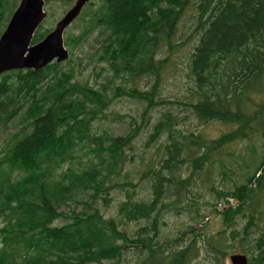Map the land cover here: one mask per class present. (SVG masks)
<instances>
[{"label":"trees","instance_id":"16d2710c","mask_svg":"<svg viewBox=\"0 0 264 264\" xmlns=\"http://www.w3.org/2000/svg\"><path fill=\"white\" fill-rule=\"evenodd\" d=\"M18 1L0 0V36ZM45 1L47 6L56 1L71 6L75 0ZM97 1L89 3L90 10L82 14L84 31L74 43L83 48L96 36L93 46L99 50L95 57L101 54L99 62L109 64L112 77L133 84L131 98L145 105L141 123L133 124L125 136H115L107 128L93 133L95 120H101L107 108L104 92L114 84L113 79H108L102 90H95L88 85L72 84L74 72L55 64L39 72L19 71L2 76L0 132L12 130L8 127L14 123L16 126L18 121L25 126L19 131L20 138L0 152L5 155L0 163V219L6 222L0 230L4 243L0 264H123V255L133 246L141 251L140 258L145 253L149 255L152 264H192L200 249L206 247L214 258L213 264H225L229 250L238 242L246 245L239 253L250 263L264 264V157L246 182L228 191L237 205L218 213L223 216L224 226L231 229L229 236L224 229L216 236H207L199 229L187 242L179 236L176 242L182 244L171 251L167 245L174 237L171 242L158 241V247L150 245L153 239L147 238L146 231L150 227L156 234L158 213L165 207L164 183L176 182L166 179L163 172H173L179 167L182 161L178 158L186 147L176 137L203 148L200 156L192 152L187 155L193 159L195 169L203 165L208 150L199 132L196 136L191 133L185 137L180 132L176 135L180 121L171 113L162 115L145 146L169 134L170 144L159 161L162 171L143 173L155 179L151 199L121 202L117 220L103 218L87 202L97 199L104 181L122 174L125 156L133 150L152 113L172 104L159 96L169 57L159 61L157 57L161 51L173 53L179 23L191 5V0ZM194 21L193 36L181 43L182 46L187 42L189 46L183 61L194 86L192 101L183 107L201 124L218 122L231 126L221 138L222 145L228 144L244 131H252L255 122L264 125V104L256 105L250 97L252 92L264 90V0H198ZM48 32L39 33L36 41ZM100 72L98 76L103 77ZM142 76L153 78L150 91L136 90V79ZM121 91L120 87L118 93ZM248 106L254 110L250 112ZM259 132L264 137V130ZM77 149H90L99 166L79 173L68 166L64 172L62 164L71 165ZM57 170L63 174L56 182ZM186 181L179 180L178 187ZM126 183L115 184L114 190L137 188L132 181ZM88 192L91 195L83 197ZM125 192L130 194L129 190ZM63 206L72 212L64 213ZM196 213L195 216L203 218ZM62 215L70 222L54 227L53 223ZM130 223L138 225L137 234H130L127 229ZM197 237L203 238V245L197 244ZM142 239L147 242L143 249L139 247Z\"/></svg>","mask_w":264,"mask_h":264},{"label":"rangeland","instance_id":"374dc122","mask_svg":"<svg viewBox=\"0 0 264 264\" xmlns=\"http://www.w3.org/2000/svg\"><path fill=\"white\" fill-rule=\"evenodd\" d=\"M97 2V0H94V3ZM197 3L198 0H191V5H189L181 18L177 37L173 41V46L175 47L173 53L170 50H165L161 51L157 57L158 61L169 57L167 68L162 74L163 90L159 96L160 99L169 100L172 104L162 106L152 113L149 121L147 120L146 127L143 130L141 129L142 131L134 144L133 150L129 151L127 156H125V160L123 161L125 164L124 171L122 174L119 177L112 176L107 181H104L105 186L98 194L97 199L93 201L87 200L92 206V209H98L100 211V215L103 218H114L116 220L118 219L117 211L121 202L129 199L134 202L149 201L152 197L151 186L155 184V179L153 175L149 174L146 176L143 173H148V171L151 172L153 170H157L158 172L162 171V166L159 161L163 158L165 149L170 144V141L169 134L165 133L156 142L150 143V145L148 144L149 146L145 147L148 142V137L151 135L153 127L161 119L163 114L171 113L178 117L180 123L176 126L174 133L178 135L180 132L181 135L187 137L191 133H194V136H196L199 132L203 140L204 148L208 150H206L203 165L200 167L199 164L200 168L195 169L193 159L187 155L192 152L194 156H200L204 153V151L202 153L200 150L203 148L198 144L188 145L184 138L181 136L176 137L177 141L185 143L186 145L184 154L178 158L182 162L177 169L173 167V172H163L166 179H174L176 182L174 185L164 183V196L162 200L165 207L158 213L159 222L156 234L151 232L150 227L146 231L147 238L150 240L153 239L150 245L153 244L156 247H158V241L169 240L171 242L174 237L173 241L167 245L170 248L168 251L175 249L178 244H182L181 242H176L179 236L182 235L186 240L185 242H187V240L195 237V232H198L199 229L207 236H216L224 229L226 236H229L231 229L224 226L223 216H220L218 213L232 206L234 208L237 205V201L228 196V191L246 182V179L257 170L263 160L262 151L264 149V139L259 131L248 132V136L242 133L233 142L222 145L221 138L229 131L231 126L218 122H212L206 125L204 123L201 124L196 117L183 107L184 104L192 101L191 95L194 86L187 76L183 61L186 53L189 51V46L187 42L182 46L181 43L189 40L193 36V31L196 26L194 18ZM73 4L66 6L62 2L56 1L47 6L48 20L42 29L53 30L57 22L65 16ZM81 17L67 28L65 32L66 44L69 41L74 43L76 37L78 38L83 33L85 23L81 20ZM95 39L96 36L90 38L83 48H80L75 43L68 47L66 45L72 56V70L74 72L75 82L80 85H88L95 90H102L101 87L105 85L108 79H113L114 84H110L108 91L104 92L107 108L105 111L103 110L104 112L100 117L101 120H95L93 133H100L101 130L107 128L115 136H125L129 133L133 124L141 123V113L145 109V105L140 103L141 100L131 98L129 92L133 90V84L130 82L129 84L122 82L124 80L121 78L112 77L113 70L109 64L99 62L98 57L101 54L95 57L96 52L99 50V47L93 46V44H96ZM100 68H102L101 72ZM99 72L104 73L103 77L98 76ZM136 80L138 81L136 88L138 92L151 90L153 84L152 77L142 76ZM120 87L123 91L118 93ZM250 95L256 105L264 104V90L258 94L252 92ZM248 107L250 112L254 110L253 106ZM133 118L137 120L133 121ZM253 125L256 126L257 122ZM24 126L18 121L16 126L14 123L12 127H8V129L12 130L0 132V152H4L9 146L14 144L15 140L19 137V131ZM173 140L171 139V141ZM4 156V154L0 155V163ZM96 161L98 160L95 156L87 149H84L76 153L71 165L64 164L62 166L65 167L64 172L68 166H72L74 171L79 173L81 171L95 170L99 166ZM128 180L137 185L135 190L128 186L124 187L122 191L114 190L115 184L121 183L126 185V181ZM179 180L187 181L178 187ZM126 190H129L130 194L126 193ZM91 193L88 192L83 197L91 195ZM66 207L63 206L61 211L67 214L71 213L72 211ZM74 211L80 212L78 210ZM196 212L202 215L203 218L201 216H195L197 214ZM69 222L70 220L65 218V215H62L61 218L53 223V226L63 227ZM141 223L149 224L146 221H142ZM5 226L6 222L0 219V230L5 228ZM137 227L138 225L136 223H130L127 229L133 235L137 234ZM159 231L160 237L158 239ZM196 240L198 241L197 244L203 245V238H199L198 240L197 237ZM231 244L232 242H228V245ZM234 244V247L229 250V258L231 255L239 253L246 246L240 244V242ZM3 245L4 243H2L0 237V251L3 249ZM145 245H147L146 240L142 239L139 241V247L141 249L145 248ZM207 250V247L200 249L199 257L192 264H213L214 258L208 254ZM140 255L141 251L136 246L131 247L123 255V264H152L153 260H149V255L145 253L141 258ZM229 258H225V264H230Z\"/></svg>","mask_w":264,"mask_h":264},{"label":"water","instance_id":"95a60500","mask_svg":"<svg viewBox=\"0 0 264 264\" xmlns=\"http://www.w3.org/2000/svg\"><path fill=\"white\" fill-rule=\"evenodd\" d=\"M90 0H78L65 18L57 24L42 43L30 47L36 28L45 20L44 0H21L6 31L0 39V74L9 70L44 67L57 58L58 62L69 58L64 48L63 33L79 16ZM232 264H249L244 256H232Z\"/></svg>","mask_w":264,"mask_h":264},{"label":"bare ground","instance_id":"6f19581e","mask_svg":"<svg viewBox=\"0 0 264 264\" xmlns=\"http://www.w3.org/2000/svg\"><path fill=\"white\" fill-rule=\"evenodd\" d=\"M167 6V5H166Z\"/></svg>","mask_w":264,"mask_h":264}]
</instances>
